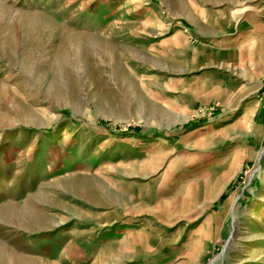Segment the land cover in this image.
I'll return each instance as SVG.
<instances>
[{"label": "rangeland", "instance_id": "rangeland-1", "mask_svg": "<svg viewBox=\"0 0 264 264\" xmlns=\"http://www.w3.org/2000/svg\"><path fill=\"white\" fill-rule=\"evenodd\" d=\"M0 264H264V0H0Z\"/></svg>", "mask_w": 264, "mask_h": 264}, {"label": "bare ground", "instance_id": "bare-ground-1", "mask_svg": "<svg viewBox=\"0 0 264 264\" xmlns=\"http://www.w3.org/2000/svg\"><path fill=\"white\" fill-rule=\"evenodd\" d=\"M78 36V35H77ZM84 36V35H83ZM77 38H79V36L77 37ZM86 38V37H85ZM90 40V39H89ZM88 42V41H87ZM90 42V41H89ZM60 51H61V49H60ZM248 113H250V111H248V110H246L245 111V114H248ZM193 233V232H192ZM195 233V232H194ZM21 260H23V259H21Z\"/></svg>", "mask_w": 264, "mask_h": 264}]
</instances>
